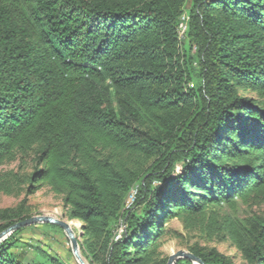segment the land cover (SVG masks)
<instances>
[{"label":"trees","instance_id":"trees-1","mask_svg":"<svg viewBox=\"0 0 264 264\" xmlns=\"http://www.w3.org/2000/svg\"><path fill=\"white\" fill-rule=\"evenodd\" d=\"M185 5L0 0V167L18 163L0 192L61 197L88 264H166L173 220L241 260L190 246L205 264H264V211L236 215L264 204V0H191L182 46ZM25 204L0 209V233ZM26 228L0 264H64L16 253Z\"/></svg>","mask_w":264,"mask_h":264},{"label":"rangeland","instance_id":"rangeland-1","mask_svg":"<svg viewBox=\"0 0 264 264\" xmlns=\"http://www.w3.org/2000/svg\"><path fill=\"white\" fill-rule=\"evenodd\" d=\"M190 6L191 0H186L185 11L183 13L185 17H188L187 10ZM178 30L183 46L187 41V29L185 30V27H183V25L178 24ZM244 95L252 96L253 94L244 92ZM152 129H155V127H152ZM17 165V162H12L8 165L0 167V171L16 169ZM29 171L30 165L24 169V172ZM134 193H136L135 188L127 198L128 200L125 204L126 208H128L132 203L134 199ZM24 198L26 201V214L30 217L45 215L63 219L69 222L68 218H66L63 214L64 211L62 208L61 197L52 194L47 188H41L31 195H25L24 192L21 194H5L0 192V209L16 207ZM263 211L264 204L254 205L252 207L238 205L236 215L238 217H244L246 214L255 215L260 214ZM75 222L77 225L72 226V228H74L75 234L79 239L80 232L78 231V229L80 224L77 220ZM26 227L27 228L18 235L21 246L14 249L16 253H21V255H23L26 260H30L35 256L43 259L41 251L37 253L38 250H36V248H39L45 253H48L49 255L57 258L64 264H78L76 258L72 254L68 238L65 235L63 229L44 226L43 223L33 224ZM166 227L170 229V232L163 238L161 246V251L165 255L169 256L179 250L189 251L188 248L190 246L198 244L201 247H215L221 253L233 256L236 263L241 262L238 253L231 246L228 239L221 240L219 238H212L210 240H207L204 235L198 232L185 231L178 220L170 221L166 225ZM85 261L88 263L87 260Z\"/></svg>","mask_w":264,"mask_h":264},{"label":"water","instance_id":"water-1","mask_svg":"<svg viewBox=\"0 0 264 264\" xmlns=\"http://www.w3.org/2000/svg\"><path fill=\"white\" fill-rule=\"evenodd\" d=\"M71 221H66L63 219H58L51 216H33L29 217L25 220L19 221L4 231L0 233V241L5 239L8 235H10L13 231L18 230L20 228L33 225V224H39V223H49V224H55L59 227H61L65 233V235L68 238L70 249L72 251V254L76 258V261L78 264H88L83 256L81 255L80 248H79V242L78 237L75 234L74 229L72 228V225L70 223ZM180 258H187L190 260L193 264H205L199 257L195 256L189 251L179 250L171 255L168 256V260L166 264H174L178 259Z\"/></svg>","mask_w":264,"mask_h":264},{"label":"built area","instance_id":"built-area-1","mask_svg":"<svg viewBox=\"0 0 264 264\" xmlns=\"http://www.w3.org/2000/svg\"><path fill=\"white\" fill-rule=\"evenodd\" d=\"M187 20H188V17H185L184 15L179 20V25H183V27H185V30L187 29V24H188V21ZM134 198H135V193H134ZM133 201H134V199H133ZM133 201H132V203H133ZM122 229H123V225L121 223L120 226H119V228H118V230H117V233L115 235V240H117V239L120 238Z\"/></svg>","mask_w":264,"mask_h":264},{"label":"bare ground","instance_id":"bare-ground-1","mask_svg":"<svg viewBox=\"0 0 264 264\" xmlns=\"http://www.w3.org/2000/svg\"><path fill=\"white\" fill-rule=\"evenodd\" d=\"M133 192H134V191H133ZM133 196H134V195H133ZM75 221H76V220H72V221L70 222L72 226H76V225H77Z\"/></svg>","mask_w":264,"mask_h":264}]
</instances>
